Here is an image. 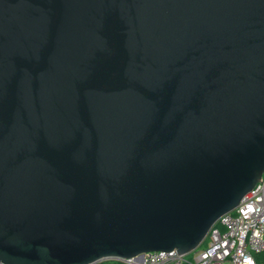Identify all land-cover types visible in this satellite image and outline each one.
Wrapping results in <instances>:
<instances>
[{
    "label": "water",
    "instance_id": "obj_1",
    "mask_svg": "<svg viewBox=\"0 0 264 264\" xmlns=\"http://www.w3.org/2000/svg\"><path fill=\"white\" fill-rule=\"evenodd\" d=\"M264 170V0H0V263L200 247Z\"/></svg>",
    "mask_w": 264,
    "mask_h": 264
},
{
    "label": "built area",
    "instance_id": "obj_2",
    "mask_svg": "<svg viewBox=\"0 0 264 264\" xmlns=\"http://www.w3.org/2000/svg\"><path fill=\"white\" fill-rule=\"evenodd\" d=\"M124 264H264V170L261 177L223 213L190 252L148 251L120 260ZM1 264V263H0Z\"/></svg>",
    "mask_w": 264,
    "mask_h": 264
},
{
    "label": "trees",
    "instance_id": "obj_3",
    "mask_svg": "<svg viewBox=\"0 0 264 264\" xmlns=\"http://www.w3.org/2000/svg\"><path fill=\"white\" fill-rule=\"evenodd\" d=\"M205 242H206V237H205L202 245H204ZM94 264H124V263L120 262V261H114V260H102V261H99V262L94 263Z\"/></svg>",
    "mask_w": 264,
    "mask_h": 264
},
{
    "label": "rangeland",
    "instance_id": "obj_4",
    "mask_svg": "<svg viewBox=\"0 0 264 264\" xmlns=\"http://www.w3.org/2000/svg\"><path fill=\"white\" fill-rule=\"evenodd\" d=\"M224 264H227V263H224Z\"/></svg>",
    "mask_w": 264,
    "mask_h": 264
}]
</instances>
